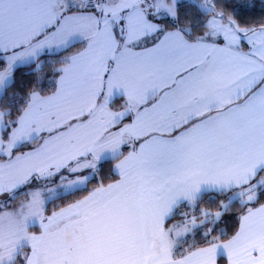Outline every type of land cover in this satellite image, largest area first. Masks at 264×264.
Segmentation results:
<instances>
[{
	"label": "snow or ice",
	"instance_id": "snow-or-ice-1",
	"mask_svg": "<svg viewBox=\"0 0 264 264\" xmlns=\"http://www.w3.org/2000/svg\"><path fill=\"white\" fill-rule=\"evenodd\" d=\"M0 264H264V0H0Z\"/></svg>",
	"mask_w": 264,
	"mask_h": 264
},
{
	"label": "trees",
	"instance_id": "trees-1",
	"mask_svg": "<svg viewBox=\"0 0 264 264\" xmlns=\"http://www.w3.org/2000/svg\"><path fill=\"white\" fill-rule=\"evenodd\" d=\"M234 219V218H233Z\"/></svg>",
	"mask_w": 264,
	"mask_h": 264
}]
</instances>
